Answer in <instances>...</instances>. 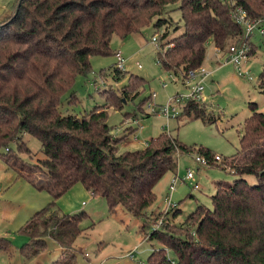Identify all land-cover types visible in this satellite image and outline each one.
Wrapping results in <instances>:
<instances>
[{"label":"trees","instance_id":"1","mask_svg":"<svg viewBox=\"0 0 264 264\" xmlns=\"http://www.w3.org/2000/svg\"><path fill=\"white\" fill-rule=\"evenodd\" d=\"M177 3L182 26L173 35L165 29L156 47L161 67L184 78L203 66L209 45L224 54L243 44V28L233 18L237 9L250 21L264 18V0H19L0 20V160L18 179L49 196L18 230L27 240L19 248L24 258L42 253L50 239L61 250L52 264H76L75 243L86 235L81 224L88 215L63 214L56 202L80 184L105 201L109 214L122 209L143 220L142 229L164 216L162 228L148 233L162 248H152L146 264H264V114L256 104H250L240 148L227 165L238 178L217 183L210 208L197 206L179 225L173 223L178 205L173 212L147 216L156 185L167 173H176L180 155L196 152L210 166L218 163L211 161L209 150L186 146L168 133L142 150L119 153L127 137L112 135L107 110H119L122 99L137 96L143 79L130 75L121 96H105V105L83 116L61 111L75 78L91 72V58L115 56L110 49L114 35L126 39L149 26H171L164 15ZM250 39L249 56L254 53ZM123 72L115 69L117 77ZM75 101L71 94L69 103ZM200 104L188 101L181 114L206 121L211 116ZM23 134L41 144L44 158L35 164L20 156L29 153ZM245 176H253L256 184ZM9 245L0 238V250Z\"/></svg>","mask_w":264,"mask_h":264},{"label":"rangeland","instance_id":"2","mask_svg":"<svg viewBox=\"0 0 264 264\" xmlns=\"http://www.w3.org/2000/svg\"><path fill=\"white\" fill-rule=\"evenodd\" d=\"M18 1L0 0V20L13 12ZM178 7L179 3L169 6L164 15L172 27L166 25L154 29L149 26L143 29L141 34L126 39L115 35L112 37V54L120 51L126 60L122 77L115 74L113 55L92 57L91 72L86 76H77L72 89L61 101V111L64 115L80 117L95 107L105 105V96L111 93L121 96V89L129 83L128 77L136 76L145 82L143 87L139 88V94L130 96L127 101L122 99L121 109L115 110L111 107L107 110V124L112 135L117 138L127 137V140L119 145V153L142 150L150 140L168 133L186 146H194L195 149L202 147L221 158L222 161L215 166H202L197 169L198 165L194 162L197 158L196 152L180 155L176 173H167L158 182L154 189L156 200L147 210V216L166 208L164 199L169 194L170 182L177 177L179 182L171 194L172 204L178 205L180 210L173 219L176 225L183 223L197 206L210 208L217 183H231L238 178L227 165L240 148L244 121L252 113L250 104H256L255 110L264 114V81L261 78L264 70V36L258 34H254L250 39L254 53L242 65L243 72H247L246 77L238 76L231 65L217 64L215 61L220 55L216 57L212 47H207L203 67L210 71L211 75L203 81V104L200 106L205 108L211 118L207 117L206 121L190 120L188 116L181 114L183 106L188 102L185 98L189 93L188 87L195 85L198 78L187 83L183 76L166 72L158 62V42H153V38L163 34L165 29L168 28L169 34L173 35L174 28L182 26ZM213 55L215 59L212 58ZM169 75L176 81H170ZM162 81L168 82L165 88ZM153 92L156 99L143 103ZM71 94L76 98L74 103H69ZM176 95L183 96L179 115L168 120L160 112V108L166 104L168 98ZM150 103L154 106L151 107ZM131 129L134 131L131 132ZM22 141L29 150V153L20 155L25 162L35 164L44 158L41 144L35 137L23 134ZM11 147L16 151L15 144H11ZM189 169L194 173L192 184H189V181L182 182ZM243 178L250 185L256 184L253 176ZM45 198H48L45 191H37L26 181L18 179L15 171L0 160V235L3 233L2 235L8 236L12 241L13 250L10 258L2 253L5 257L4 261L0 260V264H51L56 260L59 247L50 239H47L46 249L35 259L27 261L18 251V247L22 245L19 244L20 240H25V237L18 234V230L36 211L47 204ZM83 201V209L88 218L81 226L87 227L88 230L85 237L75 243L76 264H113V258L126 256L134 247L137 251L133 250V259L135 257L136 261L146 264L152 248H162L157 240H149L150 226L142 229L143 220L134 219L122 209H118L116 214H109L105 201L99 197ZM34 209V213L29 216ZM169 255L172 257L171 252Z\"/></svg>","mask_w":264,"mask_h":264},{"label":"built area","instance_id":"3","mask_svg":"<svg viewBox=\"0 0 264 264\" xmlns=\"http://www.w3.org/2000/svg\"><path fill=\"white\" fill-rule=\"evenodd\" d=\"M234 21L237 25H241L244 31V42L238 47H231L229 48L228 52L222 54L218 50H214V54L216 57H219L216 59V63L219 65H231L235 69L236 73L240 77H246L247 72H243L242 70V65L244 62H246L249 58V49L250 45L247 42L249 38L254 36V34H258L260 36H264V18L255 20V21H250L247 19L246 13L242 11L241 9H237L233 15ZM153 42H156V37L153 38ZM115 68L118 71H124L125 70V58L122 56L121 52L115 53ZM138 68H140V65H136ZM211 75L210 71H207L203 66L199 68L198 70L195 71H190L187 76L185 77V80L190 82L191 80L194 81L198 78V81L195 85L189 86V93L187 96H185L188 101L196 102V103H201L203 104V99H202V93L204 91L203 87V81L205 78ZM169 80L170 81H176L172 75H169ZM190 80V81H189ZM162 85L165 88L168 85L167 81H162ZM182 95H176L172 98H168L166 104L160 108V112L169 120L170 118H176L179 115V105L182 102ZM156 99V94L153 92L150 96V101H154ZM152 103H150L151 105ZM186 105V104H185ZM184 105V106H185ZM149 106V105H148ZM154 106V105H153ZM151 105V107H153ZM183 106V107H184ZM153 111V110H152ZM214 163H220L222 160L219 156H214L213 159L211 160ZM195 164L197 163L199 169L202 166H207L209 167V161H207L205 158H202L200 156H197V158L194 160ZM193 170L189 169L187 171V175L185 177L184 181H189V184H192L191 181L193 180ZM181 181V180H180ZM179 180L177 177L173 178L170 182L169 186V194L165 197V203H166V208L162 212L163 214L170 213L176 210L177 205L172 204L171 202V194L172 192L175 191L176 185L178 184ZM194 189L196 188L193 187ZM164 221V216L158 217L156 220L152 222L150 225V231H158L162 228ZM130 260L133 259L132 253H129L127 256Z\"/></svg>","mask_w":264,"mask_h":264},{"label":"crops","instance_id":"4","mask_svg":"<svg viewBox=\"0 0 264 264\" xmlns=\"http://www.w3.org/2000/svg\"><path fill=\"white\" fill-rule=\"evenodd\" d=\"M12 13V12H11ZM120 52V51H119ZM212 58H214V55L212 56ZM215 59V58H214ZM212 61H214L213 59H211ZM183 111V110H182ZM147 144H145V146H146ZM91 197H92V195L89 193V192H87L80 184H76V185H74L65 195H63L61 198H59L58 200H57V202H56V206H57V208L63 213V214H66V215H71V214H75V213H78V212H81V211H84V212H86L83 208H84V205H85V203H84V201L82 202V200L83 199H87V198H90L91 199ZM96 199H97V197H95ZM45 200L47 201V203L49 202V196H48V198H45ZM36 209H34V210H31V212H30V215L29 216H31L33 213H34V211H35ZM165 210V208L164 209H162V210H159L158 212H156L155 214H157V213H161V212H163ZM151 224V223H150ZM3 233H1V235H0V238H5V239H7L9 242H10V245H9V248L7 249V250H0V260H2V261H4V255L2 254V253H5V254H7L8 256H9V258L11 257V255H12V252H13V250H12V241L11 240H9L8 239V236L7 235H2ZM20 235V234H19ZM25 240H26V238H25ZM24 239H22V240H20V243L19 244H24L26 241H25ZM146 240V239H145ZM22 245H20V247L22 246ZM20 247H18V249L20 248ZM133 250H135V251H137V248L136 247H134L131 251H130V253H132L133 252ZM19 251V250H18ZM134 251V252H135ZM58 253H59V255H60V253H61V250H60V248H58ZM19 254L21 255V253H20V251H19ZM41 254V253H40ZM39 254V255H40ZM56 255H57V253H55ZM129 254V253H128ZM127 254V255H128ZM39 255H37V256H35V257H33V258H29V259H26V258H24L22 255H21V257L22 258H24L25 260H27V261H29V260H32V259H35V258H37ZM59 255L56 257V260L58 259V257H59ZM126 255V256H127ZM126 256H124V255H120V256H118L117 258H113V264H142V263H140V261H136L135 260V257H134V259H132V260H130L129 258H127ZM56 260H54V261H56ZM53 261V262H54ZM53 262H51V264L53 263Z\"/></svg>","mask_w":264,"mask_h":264}]
</instances>
